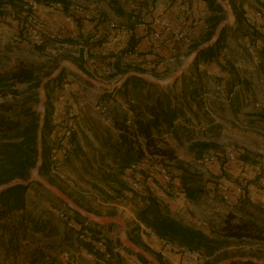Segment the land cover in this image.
I'll return each mask as SVG.
<instances>
[{"label": "crops", "instance_id": "crops-1", "mask_svg": "<svg viewBox=\"0 0 264 264\" xmlns=\"http://www.w3.org/2000/svg\"><path fill=\"white\" fill-rule=\"evenodd\" d=\"M113 1H115L116 4L111 6L106 4L107 1L101 0L99 6L102 9V13H99V10L95 8L93 15L87 23L78 19L72 23H63L62 25L60 22H63L62 19L65 11L56 10L54 7L48 10L43 8L39 10V14H41L42 11L50 13L47 14L50 15L48 16L50 19L46 18L54 29L59 30L60 27L62 29L65 27V30L60 32L65 33L64 37H67L70 43L73 42L74 44L75 39L78 38L83 40L88 38L87 40H89L98 36L97 39H94L89 44V60L91 63L87 64L86 62H82L83 69L90 73V75L86 74L85 71L79 70L75 64L76 62L72 61L74 58H71L67 53L66 56L68 55V59L65 60V64L71 67H68L71 72L66 73L67 71H64L63 74H60L61 76L58 75L53 80L56 83V79L60 76L61 89H56L53 92V98L50 99L52 106V125L59 123L65 117L69 109L70 101L81 98L86 102L81 109L77 110L74 118L76 119L78 117L77 120L79 121L75 122V130L77 131L76 141L78 150L82 151L84 150L85 144H83L84 141H82L79 134L80 131L84 133H87L88 130L94 132V137L96 136V140L100 144L102 142L108 146L109 143L113 142L112 140L106 142L104 133L101 129L102 127L99 129L93 128L92 121L94 119L103 123L106 122V125L115 133H112L113 137L116 139L117 136V131L114 129L112 121L107 120L103 114L95 111V102L96 105L101 108H106L107 104L111 106L118 103V89L115 90V96L111 97L105 94L98 100L91 90L106 91V88L110 87V83H112L114 77L104 82L105 84L99 83V86L95 85V82L98 83V81H96L94 77L101 75L105 76V68L109 65H113L118 72L122 70L127 73L141 74L138 77L146 82L152 80L146 79L148 74L154 75L158 79L156 81L161 83L160 85H155L161 89L168 88L172 93L178 94L181 91L182 73H186L192 64L184 69L177 77L174 84H171V79L191 58L193 52L189 50V45L202 39L200 33L206 29L204 20L211 14L207 3L203 0ZM129 2L130 4L134 3L137 5L138 10H131ZM230 7L235 8L232 9L233 12L234 10L238 12V17L234 15L237 26H227L223 29L225 30V40L222 44L220 56L223 57V55H225L232 60L234 56L233 52H235L233 46L236 45L238 39L264 44V36L257 32L253 33L250 31L249 24L251 23L250 19L252 14L250 2L247 1L244 3L243 0H230ZM4 17L5 21L2 20ZM2 19L0 22L2 23L0 34H2L3 40L6 41L4 42L5 44H3L9 46L8 43L11 42L12 38V41L19 40L17 34L18 30H21V24L18 19H9L5 14ZM155 19H166L169 24V30L166 31L163 27L153 24ZM189 20H195L197 23L196 26L191 27L190 32L185 34L184 38L173 44V36L178 32L179 25L182 21ZM111 22L132 29L133 34L127 36L116 33L109 27ZM5 23L9 24L10 29L3 26ZM153 33H158L159 36L155 38ZM14 44L17 45L16 43ZM7 46L4 47V50L8 48ZM230 56L232 58H230ZM15 64L16 63H12L7 67L0 65V68H3L2 70L10 69ZM66 65L63 64L62 69L66 68ZM74 68L78 69L82 74L76 73ZM136 69L143 70V72H139ZM2 70H0V72ZM197 70L206 73V77L202 80L201 88L198 90L199 96L201 91L207 86L206 82L208 76H214L222 72L223 82L226 83L228 88H230L234 82V78L232 77L233 73L228 67L224 70L222 68V61L220 60L212 61L207 64L200 63L197 65ZM67 75H72L74 79H67ZM118 75L121 74L116 73L114 76ZM87 77L92 81H88L86 79ZM83 95H85V97H83ZM104 96L106 99L104 98L103 100ZM114 101L116 103H113ZM178 104L181 106L183 105L182 110L184 112V117L185 111L188 110L198 122L208 125L205 130L197 133L184 125V123H186L185 118L177 119L180 120V122H176L177 120L174 122V134L169 132L164 133L167 134L164 141L174 152L177 161L182 164L199 160L201 156L207 154L215 157V160L208 164V180L203 183V187L201 188L203 195L201 202L205 204V208L204 206L199 207L201 202L200 204H193V201H191L189 202L190 204H187L177 197L179 193V190L176 189V187H179L177 179L173 180V193L171 194L163 193L160 189L155 188V195L158 199L169 207L171 213L177 214L179 220L181 219L183 223L202 231L204 234H208L209 231L215 228H220L223 224L224 216L228 213L229 209H234L235 211L242 206L243 208L241 209L242 211L240 210V215L243 217H246L245 209L249 208L251 205H259L264 210V145H259L260 143L256 141V145H253L258 150L254 147L251 148V146L244 145V137L238 131L240 128L244 127V124L240 122V118L242 119L245 113L242 100L240 98H234L229 105L213 103V107L220 105L224 108V110L220 111L221 115L213 108V119L206 117L202 109L197 107L194 103H189L187 107L182 100H179ZM226 115L227 118L238 120L237 124H224V122L216 118ZM79 116L81 119H79ZM217 128H223L228 138V143L224 144L225 151L222 152V149H220V151L218 149L208 148L196 153V148H192L194 144L199 143L212 146L214 142H216L215 137L211 134ZM98 130L101 131L99 132ZM106 130L108 131V129ZM188 146L189 148L187 149ZM185 147L186 150L183 149ZM239 147L242 148L244 152L245 149H247L253 151V153L245 152L243 159L238 158L237 162L228 163L227 165L230 164L232 166L227 169L228 167H226L225 163L226 151ZM218 183H225L230 189L241 187L246 197H244V199L242 198L243 201L238 200L235 205L228 207L222 202L217 193L216 185ZM203 208L205 209L204 211ZM260 225L264 227L262 222ZM150 242L152 246L160 250L161 254L168 255L169 260H172V264H196L195 261L191 260L192 257L172 251L169 246L163 244V242L154 235H150Z\"/></svg>", "mask_w": 264, "mask_h": 264}, {"label": "trees", "instance_id": "trees-1", "mask_svg": "<svg viewBox=\"0 0 264 264\" xmlns=\"http://www.w3.org/2000/svg\"><path fill=\"white\" fill-rule=\"evenodd\" d=\"M25 1L27 0H0V8L4 5L16 7ZM33 1L41 3V0ZM203 1L207 3L211 14L204 20L206 29L200 33L202 39L189 45L191 52L211 40L218 24L223 20L221 16L223 9L216 0ZM114 4H116L115 1L109 0V5ZM233 13L238 17L236 10ZM0 14L3 17L5 12L0 10ZM224 40L225 30H222L217 42L198 54L187 72L182 73L181 91L178 94L172 93L168 88L161 89L153 83L131 75L124 81L121 89L117 90L118 103L114 101L113 103L116 104L111 106L107 104L106 106L113 127L117 131L116 139L109 143L113 153L112 159L120 169H127L126 178L128 183L130 185L137 183L142 189L138 193L141 204L136 213L137 220L148 227L154 236L176 253L182 254L181 249L188 252H202L203 259L201 260H204V264H210L207 258L213 257L220 249L229 246L231 240H250L264 243L263 227L252 219L237 217L232 211L224 216L220 228L204 234L202 231L188 226L172 216L169 207L158 199L154 191L155 188H158L163 193H173V180L177 179L179 186L176 187L179 190L178 198L179 195H184L191 202L194 201L196 194L202 193L199 187L193 186L192 175L184 168V164L177 161L174 152L167 146L162 135L168 132L174 134V122L177 119H184L183 105L178 104L179 100H182L187 107L189 103H194L201 108L202 103L198 90L201 88L206 73L204 71L199 72L197 65L221 61L220 52ZM75 61L79 70L85 71L82 67V59H76ZM53 64L54 66L50 68L49 72L42 73L41 66L38 67L34 63L19 60L12 68L0 73V97L10 96L12 98L10 102H0V187L16 179L27 180L37 164V131L39 124L37 122V112L33 110L32 104L38 102L39 88L42 81L49 77L50 72L57 67L56 61ZM222 68L225 70L226 67L222 65ZM136 70L143 72L140 69ZM229 70L232 72L231 69ZM261 72L264 75V65L261 66ZM116 73H118V70L114 67V73L109 75L108 78ZM86 74L90 75L88 72ZM60 76L56 79V83L52 81L45 84L44 87L46 101L41 127L42 160L38 171L40 175H45L48 172L50 149L46 147V140H53L60 123L52 125V106L50 103L53 92L56 89H61ZM104 98L105 96L103 100ZM130 100L133 103H130ZM127 122H130L131 125H127ZM138 137L143 140V148L137 141ZM71 142H73L72 137ZM75 147L77 148L78 145H75ZM193 147L208 149L213 148V145L196 143ZM143 150L152 157H159L161 162L164 160L173 162L172 165H166L171 178L169 190L164 189L160 177L150 172L147 164L143 162ZM244 155V150L240 149L235 152L234 161H229L226 157L227 169L232 166L227 165L228 163L237 162L238 158L243 159ZM208 164L205 165V168L209 172ZM132 166H135V168L132 169ZM30 186H13L0 192V259L4 256L9 257L14 253L20 240H26L28 233L43 230V228L37 227V222L32 219L31 212L26 210V192ZM241 190L242 194L237 195L234 188H229L228 194L232 200H242L246 197V194L242 188ZM217 193L219 195L218 191ZM74 216L73 221L80 226V231L87 232L90 238L95 241L102 239L101 231L103 228L110 229L114 225L93 224V227H91L90 224L82 223L87 220L79 214L74 212ZM45 260L43 262L42 257L38 259L30 257L31 264L53 261L48 256ZM230 264L256 263L234 261Z\"/></svg>", "mask_w": 264, "mask_h": 264}, {"label": "rangeland", "instance_id": "rangeland-1", "mask_svg": "<svg viewBox=\"0 0 264 264\" xmlns=\"http://www.w3.org/2000/svg\"><path fill=\"white\" fill-rule=\"evenodd\" d=\"M107 1V5H109V0ZM219 1V0H216ZM224 1V0H221ZM246 3L248 0H243ZM101 0H41L40 8L45 10L52 9L54 5L60 4L61 8L67 9L70 5H84L86 3H90L95 5V8L99 10V13H102V9L100 8ZM218 3V2H217ZM219 4V3H218ZM221 6V4H219ZM232 5V4H231ZM222 7V6H221ZM60 8V9H61ZM61 9V10H62ZM223 13L221 14L223 20L231 19V15L228 11H226L223 7ZM234 8H230L233 13ZM50 14L47 11H42L39 14V11L36 12L35 16L37 18L39 27L44 34V41L47 48H50L49 45L52 41V37L60 34L63 37V40L69 43V39L64 37L65 33H61L60 31H64L61 27L59 30L54 29L48 19H50ZM234 16V14H233ZM48 19H47V18ZM1 14H0V22H1ZM58 19V17H57ZM5 21V17L2 19ZM21 24V30H18L17 38L19 40H15L9 42V46L4 45L6 41H3L2 34H0V65H4L7 67L12 63H16L19 60L26 61L29 63H34L38 67L41 66L42 73H46L50 71V68L54 66V62L56 61L57 67L66 65V54L59 57H51L50 54H46L45 50L40 46H35L31 43L29 36L27 35L24 28L23 19H18ZM60 20V19H59ZM222 20V21H223ZM77 21V20H76ZM0 23V27H1ZM63 25V22H60ZM3 26L10 29L9 24H3ZM231 27H235L236 23L231 22ZM62 29V30H60ZM75 39L74 44H77L80 41H86L83 39ZM4 43V44H3ZM16 43L17 45H15ZM73 44V42L71 43ZM8 47L4 50V47ZM230 58H232L230 56ZM73 62H76L74 59ZM76 64V63H75ZM46 65V66H45ZM45 66V67H44ZM67 66V65H66ZM56 67V68H57ZM71 68L67 66L62 69V74L64 71L66 73H70L71 71L68 69ZM56 68L51 71V75L56 72ZM3 68H0L2 70ZM2 70V71H7ZM72 70V69H71ZM75 72L79 74V72L74 68ZM1 71V72H2ZM0 72V73H1ZM126 71L119 70L118 73L124 75ZM149 75V76H148ZM146 79L158 80L156 76L148 74ZM109 75H101V80L99 83L106 82L111 79L108 78ZM144 77V75H143ZM151 82V81H150ZM40 92L38 95V102L32 104L33 110L37 112L38 115V124L40 125V111L45 112V107L39 104L40 101ZM46 96V94H45ZM85 97V95H83ZM12 98L10 96L0 97V102L8 101L10 102ZM216 106V105H215ZM217 110L218 114H220L221 110H224L220 105L213 107ZM245 113L243 114L242 119L240 118V122L244 124L243 128H240L238 131L244 137V145L254 147L256 145H264V108L259 110H254L250 107H244ZM221 115V114H220ZM217 116V115H216ZM220 117V116H219ZM216 117L218 120L224 122V124H237L238 120L227 118L226 116ZM44 119V118H43ZM78 117L75 119L77 122ZM79 119L80 116H79ZM79 122V121H78ZM92 126L94 129L101 128L104 133V139L106 142L110 140L114 141L112 131L107 125L106 122H100L97 119L92 121ZM240 123V124H241ZM93 129V130H94ZM108 129V131L106 130ZM99 132L101 130H98ZM79 132V131H78ZM80 136L85 144L84 150H78L75 145H77L76 136L77 131L74 130L72 134L73 140V151L70 152L69 159L67 163L64 165V176L66 177L64 180L58 179L56 177H52L48 172L45 175L37 174V178L39 181L45 182L51 187L61 191L64 195H66L71 201H73L79 208L83 211H86L93 217H118L125 223V232L122 234L120 232L119 226L114 224L110 229L103 228L102 229V239L105 240L107 245L111 243H121L120 239L125 237L131 241L132 243L142 249L148 258L155 259L159 264H172V260H169V256L165 254H161L160 250L155 246H152L150 242V235H153L151 230L146 227L143 223H140L137 220L136 213L138 207L140 206V196L139 192L137 193L132 186L128 183L126 178L127 169H120L118 165L113 161V153L111 151L110 144L106 146L101 142V144L96 140V136L94 137V132L88 130L87 133L80 131ZM213 137H215L216 142L213 144V149H222L224 152V144H227V137L223 130V128H217L212 132ZM237 135V134H236ZM188 137V136H186ZM53 140H46V147L52 146ZM254 144V145H253ZM258 145V146H259ZM189 146L187 147V149ZM192 148H194L192 146ZM257 149L256 147H254ZM186 150V147L183 148ZM204 149L196 148V153L203 151ZM258 150V149H257ZM221 151V150H220ZM246 153H253V151L245 149ZM210 156L209 154L201 156L199 160L204 157ZM197 158V157H196ZM196 161L189 162L184 164V168L188 171L190 175H192V179L194 180L193 186L199 187L200 189L203 187V183L208 179L205 175L206 172L201 165L194 164ZM178 173V172H177ZM31 174V173H30ZM187 178L189 176H186ZM39 181H33L31 186L26 192L27 199V207L26 210L31 212V217L34 221L37 222V227L43 228L40 232H31L28 233L26 240H20L17 250L12 253L9 257H3L0 259V264H31L30 257H34L35 259L41 258L42 261L45 262L46 257L48 256L50 259L58 260V257H62L64 253L69 254L75 251L74 246V235L72 231L67 227L66 223L59 217L61 213L67 215L70 219L74 220V212L79 214L76 210L68 207L64 204L56 195L51 193V191L42 185ZM40 186H39V185ZM202 191V189H201ZM203 195L196 194L194 203H199L202 201ZM243 201V200H241ZM246 204V203H245ZM204 206L205 204L201 202L199 207ZM203 208V211L205 210ZM243 207L234 209H229L228 212L232 211L235 213L237 217H243L240 215V210ZM242 211V210H241ZM246 218L252 219L256 221L259 225L262 222L264 224V210L258 206H250L245 209ZM87 221H83L84 224H90L93 227V220H89L86 217L79 214ZM172 216L179 219L177 214L171 213ZM181 220V219H180ZM186 224V223H184ZM44 225V226H42ZM261 226V225H260ZM263 227V226H261ZM264 229V227H263ZM216 230V228L214 229ZM123 243V242H122ZM121 243V244H122ZM126 246V245H125ZM126 249L137 256V259L142 264H152V262L145 257H140L131 251L127 246ZM201 255L202 252H198ZM203 256V255H202ZM142 259V260H141ZM190 259V258H189ZM229 259H241L247 260L251 259L256 262V264H263L264 261V243L258 241H250V240H241V241H230V245L226 248L220 249L213 257L207 258L210 264H223L224 261ZM41 260V259H40ZM39 260V261H40ZM192 261L197 262V264H204L201 259L191 258ZM41 262V261H40ZM39 262V263H40ZM120 262V261H119ZM244 262V261H241ZM121 264H135L134 262H128L125 260H121ZM174 263V262H173ZM80 264H89L85 258L80 259Z\"/></svg>", "mask_w": 264, "mask_h": 264}, {"label": "built area", "instance_id": "built-area-1", "mask_svg": "<svg viewBox=\"0 0 264 264\" xmlns=\"http://www.w3.org/2000/svg\"><path fill=\"white\" fill-rule=\"evenodd\" d=\"M218 2V1H217ZM222 6L221 0H219ZM252 6L250 31L257 32L264 36V0H248ZM130 4V2H129ZM131 10L137 11L138 7L134 3L130 4ZM60 4L54 5V9L61 10ZM231 8V7H230ZM1 11L5 12L9 19H23L24 28L29 36L31 43L35 46L42 47L46 54H50L51 57H59L65 54H69L71 58L82 59L83 63L90 64L89 44L98 36L87 41H80L77 44L67 43L63 40V37L58 34L52 37V41L47 48L44 41V34L41 31L37 18L35 16L36 12L40 10V4L33 1L27 0L22 4L12 7L10 5H4L0 8ZM63 10V9H62ZM63 15V23H72L76 20H81L87 23L95 11V5L86 3L84 5H70ZM189 14V13H188ZM135 17V15H134ZM232 23L237 22L235 16L229 19ZM155 25L163 27L166 31L169 30V24L166 19H155ZM195 20L182 21L178 27V32L173 36V44L180 39L184 38L185 34H188L191 27L196 26ZM109 27L118 34L131 36L133 34L132 29H128L121 26L115 22H111ZM154 37L157 38L158 33H153ZM5 40H2V42ZM264 43V41H263ZM235 52L232 60L228 56L223 55L221 58L222 65L228 67L232 70V77L234 78L233 84L230 88L227 87L226 83L223 82L222 72L214 76H208L207 86L200 93L201 99V109L206 117L214 118L213 113V103H221L229 105L234 98H240L244 107H250L254 110H259L264 108V75L261 72V66L264 65V44L237 40L236 45L233 46ZM55 73V72H54ZM114 73V66L109 65L105 68L104 75H111ZM128 74V73H127ZM124 75L113 76L114 79L110 83V87L106 88V91H99L91 89L97 97V100L101 96L107 94L111 97L115 96V90L121 88L122 79ZM101 76L94 77L96 81H102ZM67 79H74L72 75H67ZM99 83V82H98ZM102 84V83H101ZM96 101V100H95ZM85 101L81 98L70 101L69 109L67 110L65 117L60 121L55 135L53 137V143L49 152V165L48 173L52 177L64 180V165L69 159L71 150L74 148L71 142V137L73 131L75 130V116L77 110L81 109L85 105ZM130 103H133L130 100ZM95 111L103 114L107 120H111L110 114L106 108H101L96 105ZM186 123L184 125L199 133L205 130L208 125L198 122L188 110L185 111ZM176 122H180L177 120ZM127 125H131L127 122ZM163 138L167 137V134L162 135ZM137 141L141 144L143 148V140L138 137ZM242 148L228 149L226 151V157L229 161L235 160V152ZM143 162L147 164L150 172L157 174L165 190H169V185L171 183V178L167 170L166 165H172L173 162L161 159L156 156H150L145 150H143ZM215 160L214 156H207L201 160L196 161L194 164L201 165L208 174L205 165ZM132 169L135 166L131 167ZM207 178V177H206ZM132 188L138 193L142 191L141 187L137 183L131 184ZM219 196L228 207L235 205L238 200H232L231 196L228 194V186L225 183H218L216 185ZM237 195L242 194L241 188L235 189ZM179 199L185 203H189L188 199L184 195H179ZM190 204V203H189ZM59 217L66 223L67 227L72 231L74 235V246L75 251L72 253H64L62 257H58V260L53 259L52 262L42 263V264H80V259L85 258L90 264H121V260L134 262L135 264H142L138 261L137 256L130 253L126 246L122 243H111L107 245L104 239H99L97 241L92 240L87 232H81L80 226L76 224L72 219H69L67 215L61 213ZM182 253L186 256H190L195 259H203V256L198 252H188L182 250ZM49 258V257H48ZM120 261V262H119Z\"/></svg>", "mask_w": 264, "mask_h": 264}, {"label": "water", "instance_id": "water-1", "mask_svg": "<svg viewBox=\"0 0 264 264\" xmlns=\"http://www.w3.org/2000/svg\"><path fill=\"white\" fill-rule=\"evenodd\" d=\"M219 4H221L219 1H218ZM222 7L228 11L230 13L231 16H233V13L231 12L230 10V0H224L222 2ZM231 25V21L230 20H223L221 21L216 30H215V33H214V36L211 40H209L208 42H205L204 44L200 45L192 54L191 58L189 59V61L184 65L182 66L178 73L171 79V84H174L177 80V77L184 71V69L188 66H190L193 61L195 60V58L198 56V54L204 50V49H208L210 47H212L216 42H217V39L219 38L220 36V33L221 31L227 27V26H230ZM76 69V68H75ZM79 74H82L78 69H76ZM62 73V66H59L56 70V72L52 75H50L49 77H47L46 79H44L40 85V88H39V92H40V101H39V104L40 105H43L44 106V103L46 101V96H45V92H44V87H45V84L49 83V82H52L58 75H60ZM131 75H135V76H140L141 74H137V73H128L124 76V78L122 79V83ZM88 81H92L89 77L86 78ZM151 83H154V84H157V85H160L161 83L159 81H156V80H151ZM95 85H100L99 83H96L95 82ZM41 113V117H40V125H39V128H38V131H37V149H38V155H37V164L35 166V168L32 170L29 178L27 180H13L3 186L0 187V192L5 190V189H8L10 187H13V186H18V185H22V186H25V187H28L30 184H32L33 181H39L38 178H37V174H38V171H39V167H40V163H41V160H42V155H41V146H42V141H41V127H42V124H43V118H44V111H40ZM42 185H44L45 187H47L51 193H53L54 195H56L64 204H66L68 207L76 210L79 214H81L82 216L86 217L87 219L89 220H93V222H95L96 224H99V225H113V224H116L119 226V229H120V232L122 234H124L125 232V223L123 220H121L120 218L118 217H93L92 215H90L89 213H87L86 211H83L81 208H79L73 201H71L66 195H64L61 191L51 187L50 185H48L47 183L45 182H42V181H39ZM122 242L124 245H126L131 251H133L135 254L139 255L140 257H145V258H148L146 253L136 247L129 239L127 238H123L122 239ZM152 264H159L155 259H150L148 258ZM241 262V261H250V262H253V263H256L254 261H252L251 259H247V260H241V259H229V260H226L223 262V264H230L231 262ZM263 264H264V261H263Z\"/></svg>", "mask_w": 264, "mask_h": 264}]
</instances>
